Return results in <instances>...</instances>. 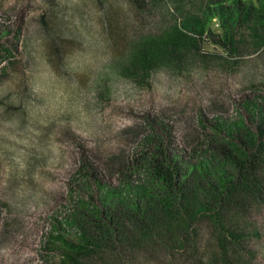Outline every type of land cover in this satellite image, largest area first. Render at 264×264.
I'll list each match as a JSON object with an SVG mask.
<instances>
[{
	"label": "rangeland",
	"instance_id": "374dc122",
	"mask_svg": "<svg viewBox=\"0 0 264 264\" xmlns=\"http://www.w3.org/2000/svg\"><path fill=\"white\" fill-rule=\"evenodd\" d=\"M133 1L67 0L57 7L56 0H0V93H26L29 51L46 71V61L59 69L66 55L80 54L88 60L97 52L111 54L117 69L114 78L119 79L113 86L118 91L109 96L105 83L100 92L103 116L118 133L108 155L85 147L80 138L89 133L73 122L70 132L59 124L34 130L28 138L32 158L23 161L25 181L9 180L15 167L0 158V264H64L71 254L68 243L74 240L70 232L75 231L68 221L96 208L108 217L123 216L125 204H132L137 190L145 186L150 162L161 151L187 171V190L195 194L199 186L217 182L215 173L232 145L241 146L254 135L259 136L254 150L263 145L264 41L254 47L252 25L234 28L233 48L223 44L219 21L213 22L215 34L205 37L183 28L188 15L199 16L209 0H140L141 8ZM96 8L104 11V18L94 29L87 18ZM65 17L74 25L70 31H62ZM108 17L120 27L109 36L104 30ZM174 26L197 40L183 53L185 57L160 61L150 71L131 67L128 59L134 46ZM54 79L50 84L58 97L63 85L51 83ZM250 102L258 108L247 106ZM4 106L6 119L23 111L20 106ZM41 154L47 158L41 159ZM37 187L48 190L47 199L39 203L30 198ZM262 193L256 200L240 192V201L250 206L222 215L228 222L237 220L243 229L239 241L225 234L227 259L238 264H264ZM197 210L193 221L170 220L177 228L169 229V243L149 237L138 223L129 222L136 249L118 256L109 247L105 254L95 253L91 264H211L214 257L224 264L217 214ZM130 244L116 242V250L120 254Z\"/></svg>",
	"mask_w": 264,
	"mask_h": 264
},
{
	"label": "trees",
	"instance_id": "16d2710c",
	"mask_svg": "<svg viewBox=\"0 0 264 264\" xmlns=\"http://www.w3.org/2000/svg\"><path fill=\"white\" fill-rule=\"evenodd\" d=\"M133 2L141 8L140 0ZM214 20L223 25L222 40L227 46L234 48L235 39L232 31L242 23L252 25L249 31L254 47H259L264 41V0H209L207 5H202L199 16L188 15L183 28L192 29L199 37H205L215 34L212 30ZM105 23L104 30L107 36L110 31L116 33L120 30V27L114 26L115 19L108 17ZM183 31L174 26L169 32L166 31L159 37L146 39L137 46L133 45L134 54L128 59L131 67L150 71L154 64L166 61L168 58L170 61H180L179 59L185 57L183 53L197 43L196 39L189 37ZM247 106H252L253 110L258 108L251 102L247 103ZM260 136L263 137L264 133L261 132ZM258 139L259 136L254 135L249 142H242L241 146L236 143L232 145V150L224 153L225 160L219 172L215 173L217 182H212L208 186H199L195 194L187 190V171L178 161L170 157L167 151H161L159 158H152L153 162H150L149 179L145 186L137 190L136 197L132 195L134 197L132 204L130 202L125 204L123 216L108 217L96 208L86 215L79 213L75 219L68 221L71 228L75 227V231L70 232L74 240L68 243L71 254L64 264H91L95 253L105 254L109 252V247L118 253V256L128 254L130 249H136L128 225L131 221L138 223L149 237L167 243L168 235L171 234L169 229L177 228L169 224L170 220L174 218L185 222L193 221L196 218L197 209L199 214L216 212L215 223L219 226L218 242L223 251L224 264H238L234 258L227 259L229 242L225 234L234 238V241H239L243 236V229L237 220L228 222L223 220L222 215L250 206V203L244 205L240 201V192L243 195H249L250 199L262 198L264 143L259 144L258 149L254 150L253 146H257ZM204 173L199 169L201 176ZM140 194H143V197ZM127 201L128 199L125 200ZM220 214L221 216L218 217ZM177 231L175 229L174 232ZM116 242L131 244L122 249L123 251L119 254L116 250ZM83 258L89 262H82ZM216 258L214 257L210 263L218 264Z\"/></svg>",
	"mask_w": 264,
	"mask_h": 264
},
{
	"label": "clouds",
	"instance_id": "9594fccd",
	"mask_svg": "<svg viewBox=\"0 0 264 264\" xmlns=\"http://www.w3.org/2000/svg\"><path fill=\"white\" fill-rule=\"evenodd\" d=\"M66 3L67 0H56L57 7ZM103 18L104 11L96 8L95 13L87 19L95 29L103 22ZM73 27L70 20L63 18L62 31H70ZM29 56L26 93L23 96L0 93V101L4 102L0 105V158L9 160L10 167H15V176L10 172L9 180L20 182L27 179V165L23 161L32 158L34 150L28 138L34 135L37 128H51L59 124L70 132L75 122L77 127L85 128L89 133L87 137L80 138L85 147L100 155H108L109 146L118 133L112 132L111 123L103 116L104 105L100 100V92L105 83L109 96L113 91H118L113 87L119 83V79L114 78L117 69L114 67L113 56L97 52L91 59L85 60L80 54L66 55L59 69L46 61L47 71L39 61L31 57V51ZM52 77L55 79L51 83L63 85V95L56 97L50 84ZM82 77L85 78L83 82ZM7 104L20 106L23 111L6 119L4 105ZM46 158L41 154V159ZM17 160L22 162L18 164ZM31 191L34 195L30 198L34 202L47 199V189L37 187Z\"/></svg>",
	"mask_w": 264,
	"mask_h": 264
}]
</instances>
